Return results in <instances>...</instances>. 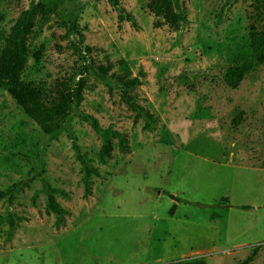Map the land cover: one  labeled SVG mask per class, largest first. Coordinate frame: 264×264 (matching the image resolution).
<instances>
[{
  "label": "rangeland",
  "instance_id": "1",
  "mask_svg": "<svg viewBox=\"0 0 264 264\" xmlns=\"http://www.w3.org/2000/svg\"><path fill=\"white\" fill-rule=\"evenodd\" d=\"M147 1L119 0L133 27L108 0H0V53L18 15L41 9L22 79L48 99L76 82L82 94L47 134L0 90V264H264V62L236 87L225 80L264 24L256 0H178L179 30L156 27ZM73 20L82 51L66 35ZM108 63L111 79H139L128 95L155 125L93 74ZM91 121L122 133L128 151L112 138L101 158ZM74 143L99 173L86 179L89 193ZM43 181L63 218L45 211Z\"/></svg>",
  "mask_w": 264,
  "mask_h": 264
},
{
  "label": "trees",
  "instance_id": "2",
  "mask_svg": "<svg viewBox=\"0 0 264 264\" xmlns=\"http://www.w3.org/2000/svg\"><path fill=\"white\" fill-rule=\"evenodd\" d=\"M109 3L117 10L118 21H128L133 27L136 23L131 14L126 13L120 5L119 0H108ZM257 13L256 16L261 20L264 19V0H256ZM147 10L155 17V26L160 27L167 25L172 30H179L186 22V11L180 5L178 0H148L146 3ZM41 11L39 4H32L23 10L13 25L4 41V47L0 53V90L7 92L17 103L20 109L33 120L40 129L47 134H51L59 130L67 118L70 116L73 108H78L81 99V82H76L70 89L57 90V96L53 99L46 98L43 89L31 81H24L21 77L29 58V47L27 40L33 31L34 18ZM74 32L77 36L75 46L78 51H82L79 46L82 44L83 34L76 30V20H73L68 28L66 35ZM75 43V42H74ZM264 62V24L250 36V42L247 52L242 56L236 55L235 58L227 65L225 80L231 87H236L240 78L247 72L253 70L258 64ZM112 69L111 64L98 65L91 67L93 74L100 80L111 84L121 92V99L128 108L135 112V117L143 118L147 122V127L155 125L158 121L146 107L132 100L128 92L139 85V79L136 77L124 79L120 76L111 79L109 71ZM61 86L63 83L60 84ZM93 131L101 138L102 146L100 148V156H109L112 150V138L118 140L119 146L124 152L128 151L126 137L117 131H104L95 121L90 122ZM76 159L81 165V170L85 178V191L89 193L87 178L91 174L99 175L97 169L93 167L79 147L74 143ZM46 204L45 211L53 214L56 218H63L67 210L63 208L55 198L56 190L51 185L43 181ZM4 193L0 191V198ZM177 199V198H176ZM183 200V199H179ZM227 201V198H222ZM241 208H247L241 206ZM10 226L15 224L11 216L7 217ZM256 251V249H255ZM249 256L242 264H246L251 260ZM161 264H205L204 261L197 257H185L182 259L171 260Z\"/></svg>",
  "mask_w": 264,
  "mask_h": 264
},
{
  "label": "water",
  "instance_id": "3",
  "mask_svg": "<svg viewBox=\"0 0 264 264\" xmlns=\"http://www.w3.org/2000/svg\"><path fill=\"white\" fill-rule=\"evenodd\" d=\"M174 198V197H173Z\"/></svg>",
  "mask_w": 264,
  "mask_h": 264
}]
</instances>
